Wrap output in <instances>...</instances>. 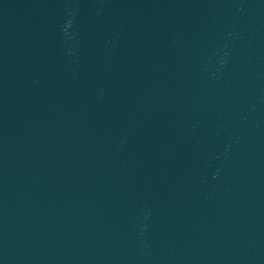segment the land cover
Returning <instances> with one entry per match:
<instances>
[{
  "label": "water",
  "instance_id": "95a60500",
  "mask_svg": "<svg viewBox=\"0 0 264 264\" xmlns=\"http://www.w3.org/2000/svg\"><path fill=\"white\" fill-rule=\"evenodd\" d=\"M0 264H264V0H0Z\"/></svg>",
  "mask_w": 264,
  "mask_h": 264
}]
</instances>
